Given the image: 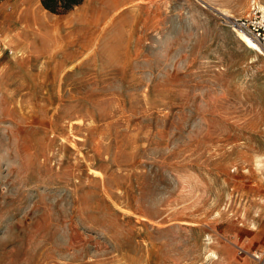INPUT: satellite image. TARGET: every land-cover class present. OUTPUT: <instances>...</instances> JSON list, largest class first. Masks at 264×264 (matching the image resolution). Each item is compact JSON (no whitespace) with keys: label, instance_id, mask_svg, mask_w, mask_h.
Returning <instances> with one entry per match:
<instances>
[{"label":"rangeland","instance_id":"obj_1","mask_svg":"<svg viewBox=\"0 0 264 264\" xmlns=\"http://www.w3.org/2000/svg\"><path fill=\"white\" fill-rule=\"evenodd\" d=\"M99 1L0 0V264H258L264 0Z\"/></svg>","mask_w":264,"mask_h":264},{"label":"built area","instance_id":"obj_2","mask_svg":"<svg viewBox=\"0 0 264 264\" xmlns=\"http://www.w3.org/2000/svg\"><path fill=\"white\" fill-rule=\"evenodd\" d=\"M224 22L233 31H242L247 34L264 55V13L257 4H253L247 14L225 17ZM239 252H245V250L240 248ZM250 256L258 264H264V251L252 252Z\"/></svg>","mask_w":264,"mask_h":264},{"label":"bare ground","instance_id":"obj_3","mask_svg":"<svg viewBox=\"0 0 264 264\" xmlns=\"http://www.w3.org/2000/svg\"><path fill=\"white\" fill-rule=\"evenodd\" d=\"M119 2H120V0H100L99 1V6L98 7H101V9H97V12H101V14H105L106 13V11L109 9V8H111V7H117V5L119 4ZM255 2L256 1H254L253 3L255 4ZM256 4H258V6L260 7V9L263 11V13H264V3H262V2H258V3H256ZM40 6H41V4H40ZM42 7V6H41ZM45 10V9H44ZM46 11V10H45ZM223 14H225V15H227L228 17L230 16V14H226V13H223ZM24 16H25V20H22V21H26L27 22V20L28 21H32V22H34V23H37L38 25H41V26H46L47 24H48V21H47V19L45 18V16H42V15H39V14H37V13H35V12H33L32 14H30V15H25L24 14ZM226 16V17H227ZM6 17V16H5ZM20 17H22V16H20ZM17 21H19L18 19H17ZM31 22V23H32ZM29 23V22H28ZM235 33H236V36L238 37V39L245 45V46H247L248 48H250V49H253V50H255V51H257V52H261V50H260V48H259V46L247 35V34H245L244 32H242V31H235ZM257 161V160H256ZM258 162V161H257ZM256 162V163H257ZM260 164H261V162H259ZM212 252H214V251H212ZM211 253V252H210ZM212 255H214V253H211Z\"/></svg>","mask_w":264,"mask_h":264},{"label":"trees","instance_id":"obj_4","mask_svg":"<svg viewBox=\"0 0 264 264\" xmlns=\"http://www.w3.org/2000/svg\"><path fill=\"white\" fill-rule=\"evenodd\" d=\"M84 0H40L42 7L53 14L63 15L80 5Z\"/></svg>","mask_w":264,"mask_h":264},{"label":"crops","instance_id":"obj_5","mask_svg":"<svg viewBox=\"0 0 264 264\" xmlns=\"http://www.w3.org/2000/svg\"><path fill=\"white\" fill-rule=\"evenodd\" d=\"M84 2V1H83ZM83 2L80 4V5H78V6H75V7H81L82 6V4H83ZM9 6V5H8ZM15 5L14 4H12V5H10V7H14Z\"/></svg>","mask_w":264,"mask_h":264}]
</instances>
